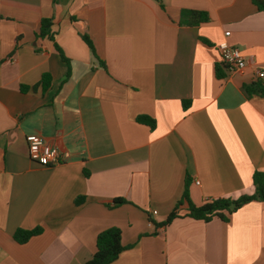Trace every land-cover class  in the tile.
I'll return each mask as SVG.
<instances>
[{"label": "crops", "instance_id": "1", "mask_svg": "<svg viewBox=\"0 0 264 264\" xmlns=\"http://www.w3.org/2000/svg\"><path fill=\"white\" fill-rule=\"evenodd\" d=\"M189 10L208 18L190 23ZM42 18L53 39L36 37ZM225 31L243 73L222 65ZM255 81L264 88V10L253 0H0V264H84L109 227L125 247L109 264H264L262 201L227 221L191 218L184 203L159 226L186 180L195 205L253 192L264 96L243 86ZM32 135L59 149L58 163L29 158Z\"/></svg>", "mask_w": 264, "mask_h": 264}, {"label": "trees", "instance_id": "2", "mask_svg": "<svg viewBox=\"0 0 264 264\" xmlns=\"http://www.w3.org/2000/svg\"><path fill=\"white\" fill-rule=\"evenodd\" d=\"M254 4L259 10H264V0H253ZM187 14L190 23H198L201 21H206L208 18L207 13L198 12V11H184L182 15ZM52 18H42L40 20V25L38 31L36 32V37H48L53 39V34L51 31ZM83 40L93 51V45L90 38L86 35H82ZM57 47V46H56ZM59 51V50H58ZM94 54V51H93ZM64 59V57L61 55ZM222 65H226L222 62ZM215 73L218 78H224L223 67L220 65L215 66ZM42 86V89H46L50 84V76L47 73H44L41 77L40 82L38 83ZM38 84L33 85L36 87ZM25 89L24 87H22ZM244 92L246 95L250 96L251 94L257 93L264 96V88L260 86V83L257 81L250 84L244 85ZM184 106L187 102H183ZM136 120L141 123L148 124L150 128H153L155 123L154 120L148 116L140 115L136 117ZM252 183L254 190L250 194H242L237 198H228V197H217L205 200L200 205H195L189 197L187 180L185 183L184 191L181 198L175 204L173 210L167 215L165 220L160 223L159 226L168 225L175 217L179 216V208L182 204H186L187 213L186 215L194 218L200 219L203 221H209L213 217H218L222 221L228 220V215L235 212L244 204L251 201H262L264 202V172L256 170L252 175ZM124 199L116 198L114 200V205L124 202ZM41 232V227L37 226L32 229H22L17 228L13 233V239L18 243L26 242L30 237L35 236ZM125 247L121 242V231L118 227H109L97 234L95 251L92 256L84 262V264H109L115 260L120 252Z\"/></svg>", "mask_w": 264, "mask_h": 264}, {"label": "built area", "instance_id": "3", "mask_svg": "<svg viewBox=\"0 0 264 264\" xmlns=\"http://www.w3.org/2000/svg\"><path fill=\"white\" fill-rule=\"evenodd\" d=\"M229 34V31L224 32L225 39L217 44V51L220 55L221 61L226 65L227 71L230 74L243 73L246 66V60L240 53L239 49L227 41ZM254 73L255 78H259L263 74V72L258 69L255 70ZM27 146L29 158L36 163L43 166L58 163L60 155L59 149L56 146L47 143L41 135H32L29 137ZM196 183L198 184L199 182L196 181ZM153 213H155V211H153Z\"/></svg>", "mask_w": 264, "mask_h": 264}]
</instances>
